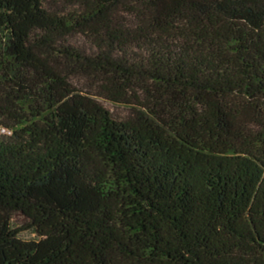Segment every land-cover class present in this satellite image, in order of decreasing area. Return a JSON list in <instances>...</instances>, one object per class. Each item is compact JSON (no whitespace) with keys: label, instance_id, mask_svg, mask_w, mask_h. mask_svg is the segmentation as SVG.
Here are the masks:
<instances>
[{"label":"trees","instance_id":"16d2710c","mask_svg":"<svg viewBox=\"0 0 264 264\" xmlns=\"http://www.w3.org/2000/svg\"><path fill=\"white\" fill-rule=\"evenodd\" d=\"M1 128L0 264H264V0H0Z\"/></svg>","mask_w":264,"mask_h":264},{"label":"rangeland","instance_id":"374dc122","mask_svg":"<svg viewBox=\"0 0 264 264\" xmlns=\"http://www.w3.org/2000/svg\"><path fill=\"white\" fill-rule=\"evenodd\" d=\"M72 41L75 42L76 44H81V45L86 44L85 38L81 35L74 36L72 38ZM73 81L78 86V88L86 90L88 81H85L79 77H75ZM98 98L103 103V105L112 112L114 117L118 119H125L131 114V109L128 105L116 103L114 101L108 100L103 97H98ZM6 132H10V131L7 130ZM27 222L28 219L25 217L24 214L20 212L16 213L13 217V224L17 228L26 225ZM35 236H36L35 233L32 232L31 230H25L20 233V237L22 239H33L35 238Z\"/></svg>","mask_w":264,"mask_h":264},{"label":"built area","instance_id":"2783aa9c","mask_svg":"<svg viewBox=\"0 0 264 264\" xmlns=\"http://www.w3.org/2000/svg\"><path fill=\"white\" fill-rule=\"evenodd\" d=\"M0 131H1V132H6L7 129H6V128H1Z\"/></svg>","mask_w":264,"mask_h":264}]
</instances>
